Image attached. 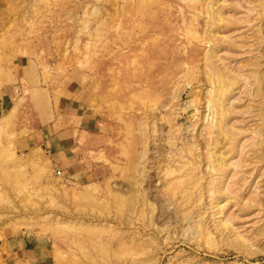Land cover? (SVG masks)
<instances>
[{"label":"rangeland","instance_id":"rangeland-1","mask_svg":"<svg viewBox=\"0 0 264 264\" xmlns=\"http://www.w3.org/2000/svg\"><path fill=\"white\" fill-rule=\"evenodd\" d=\"M0 1L106 122L66 156L0 125V264H264V0Z\"/></svg>","mask_w":264,"mask_h":264},{"label":"crops","instance_id":"crops-1","mask_svg":"<svg viewBox=\"0 0 264 264\" xmlns=\"http://www.w3.org/2000/svg\"><path fill=\"white\" fill-rule=\"evenodd\" d=\"M3 2L0 1V125L7 127L8 136H15L11 149H41L56 156H66L78 147L84 150L83 145L104 135L106 126L97 90L81 75L67 83L43 79L29 47L22 50L17 43L2 45L8 23Z\"/></svg>","mask_w":264,"mask_h":264}]
</instances>
